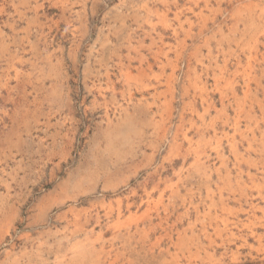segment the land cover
<instances>
[{"label": "rangeland", "instance_id": "374dc122", "mask_svg": "<svg viewBox=\"0 0 264 264\" xmlns=\"http://www.w3.org/2000/svg\"><path fill=\"white\" fill-rule=\"evenodd\" d=\"M263 210L264 0H0V264H264Z\"/></svg>", "mask_w": 264, "mask_h": 264}, {"label": "bare ground", "instance_id": "6f19581e", "mask_svg": "<svg viewBox=\"0 0 264 264\" xmlns=\"http://www.w3.org/2000/svg\"><path fill=\"white\" fill-rule=\"evenodd\" d=\"M151 22H152V21H151ZM118 56H119V55H118ZM198 80L200 81L201 79H198ZM201 86H202V85H201ZM201 86H199V87H201ZM204 86H206V85H204ZM202 87H203V86H202ZM206 87H207V86H206ZM197 88H198V87H197ZM204 88H205V87H204ZM199 89L201 90V88H199ZM201 91H202V90H201ZM201 91H199V92H201ZM203 92H204V91H203ZM194 95H195V94H194ZM200 95H201V93H200ZM203 95H204V94H203ZM200 97H202V96H200ZM203 97H204V96H203ZM205 101H206V100H205ZM164 102H165V101H164ZM239 108H240V107H239ZM243 108H244V107H243ZM246 111H247V110H246ZM247 117H248V116H247ZM250 117H251V116H250ZM191 139H192V138H191ZM193 139H194V138H193ZM193 139H192V140H193ZM186 140H187V139H186ZM187 141H188V140H187ZM189 142H190V141H189ZM189 142H188V143H189ZM198 143H199V142H198ZM193 147H194V146H193ZM193 147H192V148H193ZM194 149H196V148L194 147ZM197 149H198V148H197ZM215 150L217 151L218 149H215ZM199 151H200V150H199ZM218 151H219V150H218ZM196 154H197V153H196ZM199 154H201V153H199ZM199 154H197V155H199ZM205 154L207 155V153H205ZM219 154H220V153H219ZM201 155H202V154H201ZM204 156H205V155H204ZM200 157H201V156H200ZM202 157H203V156H202ZM205 157H206V156H205ZM208 157H209V156H208ZM197 159H198V158H197ZM199 159H200V158H199ZM199 159H198V160H199ZM201 159H202V158H201ZM206 160H207V159H206ZM208 160H209V158H208ZM208 160H207V161H208ZM196 161H197V160H196ZM204 161H205V159H204ZM200 162H201V161H200ZM196 163H197V162H196ZM196 163H195V164H196ZM201 163H203V162H201ZM204 163H205V162H204ZM204 163H203V164H204ZM191 164H192V163H191ZM199 164H200V163H198L197 165H199ZM199 166H200V165H199ZM202 166H203V165H202ZM202 166H201V167H202ZM243 189H244V188H243ZM245 191H246V190H245ZM248 193H249V192H248ZM243 194H244V193H242V196H243ZM248 195H249V194H248ZM249 196H250V195H249ZM247 197H248V196H247ZM242 198H243V197H242ZM246 200H247V199H246ZM252 200H253V199H252ZM223 201H224V200H223ZM254 202H255V201H254ZM247 203H248V201H247ZM251 203H252V201H251ZM252 204H253V203H252ZM255 204H256V202H255ZM246 205H247V204H246ZM248 205H250V204H248ZM253 205H254V204H253ZM250 206H251V205H250ZM222 207H223V205H222ZM222 207H221V208H222ZM223 208H224V207H223ZM254 208H255V207H254ZM259 208H260V207H259ZM252 209H253V207H252ZM255 209H256V208H255ZM216 210H217V209H216ZM221 210H222V209H221ZM247 210H248V209H247ZM249 211H250V210H249ZM252 211H253V210H252ZM263 211H264V210H263ZM255 212H256V211H255ZM237 214H238V213H237ZM250 214H251V212H250ZM256 214H257V213H256ZM238 217H239V216H238ZM240 217H241V216H240ZM236 219H238V218H236ZM227 221H228V220H227ZM235 222H236V221H235ZM222 225H223V224H222ZM247 226H248V225H247ZM220 230H221V229H220ZM224 230H225V229H224ZM221 231H222V230H221ZM232 231H233V230H232ZM259 233H260V232H259ZM227 236H228V235H227ZM255 237H256V235H255ZM244 238H246V236H245ZM211 256H212V255H211ZM254 260H255V259H254ZM240 262H241V261H240Z\"/></svg>", "mask_w": 264, "mask_h": 264}]
</instances>
